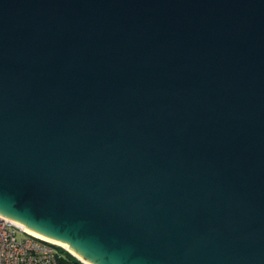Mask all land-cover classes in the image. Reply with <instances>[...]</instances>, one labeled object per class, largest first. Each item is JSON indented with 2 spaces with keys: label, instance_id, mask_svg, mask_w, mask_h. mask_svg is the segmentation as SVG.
<instances>
[{
  "label": "water",
  "instance_id": "obj_1",
  "mask_svg": "<svg viewBox=\"0 0 264 264\" xmlns=\"http://www.w3.org/2000/svg\"><path fill=\"white\" fill-rule=\"evenodd\" d=\"M0 215L82 264H264V0H0Z\"/></svg>",
  "mask_w": 264,
  "mask_h": 264
},
{
  "label": "built area",
  "instance_id": "obj_2",
  "mask_svg": "<svg viewBox=\"0 0 264 264\" xmlns=\"http://www.w3.org/2000/svg\"><path fill=\"white\" fill-rule=\"evenodd\" d=\"M59 248L0 215V264H59Z\"/></svg>",
  "mask_w": 264,
  "mask_h": 264
},
{
  "label": "trees",
  "instance_id": "obj_3",
  "mask_svg": "<svg viewBox=\"0 0 264 264\" xmlns=\"http://www.w3.org/2000/svg\"><path fill=\"white\" fill-rule=\"evenodd\" d=\"M62 256L59 259V264H74V263H80L78 262L72 255H70L67 251H65L63 248H59Z\"/></svg>",
  "mask_w": 264,
  "mask_h": 264
},
{
  "label": "bare ground",
  "instance_id": "obj_4",
  "mask_svg": "<svg viewBox=\"0 0 264 264\" xmlns=\"http://www.w3.org/2000/svg\"><path fill=\"white\" fill-rule=\"evenodd\" d=\"M31 234H33V235H35V236H37V237L43 238V239H45V240L51 241L50 239L45 238V237H43V236H41V235H38V234H35V233H31ZM51 242H53V241H51ZM53 243H55V242H53ZM56 244L62 245V246H64L65 248H67L66 245H64V244L57 243V242H56ZM88 264H89V263H88Z\"/></svg>",
  "mask_w": 264,
  "mask_h": 264
},
{
  "label": "rangeland",
  "instance_id": "obj_5",
  "mask_svg": "<svg viewBox=\"0 0 264 264\" xmlns=\"http://www.w3.org/2000/svg\"><path fill=\"white\" fill-rule=\"evenodd\" d=\"M74 264H76V263H74ZM78 264V263H77ZM79 264H82V263H79Z\"/></svg>",
  "mask_w": 264,
  "mask_h": 264
}]
</instances>
